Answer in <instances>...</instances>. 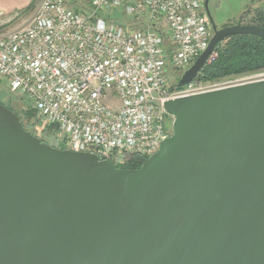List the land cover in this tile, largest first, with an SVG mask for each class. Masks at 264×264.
Returning <instances> with one entry per match:
<instances>
[{"label":"water","instance_id":"water-1","mask_svg":"<svg viewBox=\"0 0 264 264\" xmlns=\"http://www.w3.org/2000/svg\"><path fill=\"white\" fill-rule=\"evenodd\" d=\"M219 43L264 27H218ZM173 133L137 169L57 148L0 100V264H264V79L171 99Z\"/></svg>","mask_w":264,"mask_h":264},{"label":"built area","instance_id":"built-area-1","mask_svg":"<svg viewBox=\"0 0 264 264\" xmlns=\"http://www.w3.org/2000/svg\"><path fill=\"white\" fill-rule=\"evenodd\" d=\"M75 4L42 0L25 23L0 27V88L26 98L64 149L96 153L117 167L134 156L147 160L173 133L166 101L223 87L196 78L176 83L209 46L205 3Z\"/></svg>","mask_w":264,"mask_h":264},{"label":"trees","instance_id":"trees-1","mask_svg":"<svg viewBox=\"0 0 264 264\" xmlns=\"http://www.w3.org/2000/svg\"><path fill=\"white\" fill-rule=\"evenodd\" d=\"M34 3L28 10L33 7ZM246 14V13H245ZM246 15L240 17L237 23L252 24L264 27V8L256 10V14L245 22ZM218 56L215 60L208 63L197 75L196 79L204 83L215 84L222 80L239 77L264 70V39L255 35H235L225 40V43L218 44ZM22 107L20 110L14 106L15 98H11L8 102L3 98L0 100L10 109L21 116L25 128L35 134L32 129L40 119L38 112L31 103L24 97L19 98ZM54 127L47 126L43 131L47 138H41L42 141L51 146L54 139ZM146 161L144 157H131L125 165L118 167L137 169Z\"/></svg>","mask_w":264,"mask_h":264},{"label":"rangeland","instance_id":"rangeland-1","mask_svg":"<svg viewBox=\"0 0 264 264\" xmlns=\"http://www.w3.org/2000/svg\"><path fill=\"white\" fill-rule=\"evenodd\" d=\"M42 0H36L33 7H31L30 10H27L24 12L21 16L18 17L16 22L5 28L4 30H11L17 26H20L23 24L26 20H28L36 11L38 6L40 5ZM70 3H72L73 7H76L75 0H68ZM205 3V0H203ZM211 14L213 15L218 27L226 26V25H232L237 24L238 21H240V17L242 15H246L245 22L250 21V18L256 14V10L264 8V0H210L209 3ZM113 16H120L124 13L120 10H113L111 11ZM246 13V14H245ZM211 24V21H210ZM211 33L213 35V29L211 24ZM222 45L225 43V40L221 42ZM175 78H171L173 81ZM258 79H264V70L257 71L254 73H250L247 75L229 78L222 80L221 82H218L219 86H229L233 84L258 80ZM179 78L177 79L178 83ZM0 98H3L4 101L8 102L11 98H15L14 106L16 109L20 110L22 107V103L20 101V97L11 95L10 91L7 89L6 86H3L0 88ZM43 123L39 119L37 124L33 127L32 131L35 133L36 136L40 138H47L44 131L42 130ZM53 144L56 145L57 148H63V146L58 143V141L53 139Z\"/></svg>","mask_w":264,"mask_h":264},{"label":"crops","instance_id":"crops-1","mask_svg":"<svg viewBox=\"0 0 264 264\" xmlns=\"http://www.w3.org/2000/svg\"><path fill=\"white\" fill-rule=\"evenodd\" d=\"M35 1L36 0H0V27L7 28L13 25L18 17L26 12Z\"/></svg>","mask_w":264,"mask_h":264},{"label":"flooded vegetation","instance_id":"flooded-vegetation-1","mask_svg":"<svg viewBox=\"0 0 264 264\" xmlns=\"http://www.w3.org/2000/svg\"><path fill=\"white\" fill-rule=\"evenodd\" d=\"M206 1V0H205Z\"/></svg>","mask_w":264,"mask_h":264}]
</instances>
